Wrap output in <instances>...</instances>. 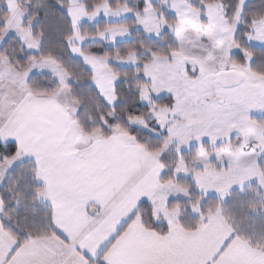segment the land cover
I'll use <instances>...</instances> for the list:
<instances>
[{"label":"snow or ice","instance_id":"obj_1","mask_svg":"<svg viewBox=\"0 0 264 264\" xmlns=\"http://www.w3.org/2000/svg\"><path fill=\"white\" fill-rule=\"evenodd\" d=\"M0 264H264V0H0Z\"/></svg>","mask_w":264,"mask_h":264}]
</instances>
